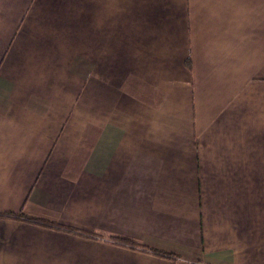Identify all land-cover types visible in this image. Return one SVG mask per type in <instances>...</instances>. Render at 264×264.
<instances>
[{"label": "crops", "instance_id": "obj_1", "mask_svg": "<svg viewBox=\"0 0 264 264\" xmlns=\"http://www.w3.org/2000/svg\"><path fill=\"white\" fill-rule=\"evenodd\" d=\"M0 264H264V0H0Z\"/></svg>", "mask_w": 264, "mask_h": 264}, {"label": "trees", "instance_id": "obj_2", "mask_svg": "<svg viewBox=\"0 0 264 264\" xmlns=\"http://www.w3.org/2000/svg\"><path fill=\"white\" fill-rule=\"evenodd\" d=\"M14 217H17V218H22V219H26V220H29V221H34L36 223H40L41 225H44V226H55V224L53 222H50V221H47V220H44V219H39V218H33V217H29V216H26L25 214L23 213H17V214H14L12 215ZM110 240L116 244H120V245H127V246H131V247H137V246H141L139 245V243H137L136 241H134L133 239L131 238H128L126 236H120V235H112L110 236Z\"/></svg>", "mask_w": 264, "mask_h": 264}]
</instances>
